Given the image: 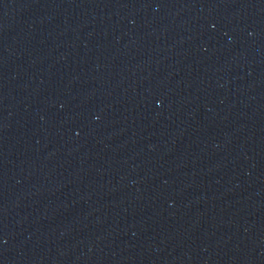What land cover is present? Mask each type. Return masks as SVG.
<instances>
[{
    "label": "water",
    "instance_id": "water-1",
    "mask_svg": "<svg viewBox=\"0 0 264 264\" xmlns=\"http://www.w3.org/2000/svg\"><path fill=\"white\" fill-rule=\"evenodd\" d=\"M264 154V0H0V264H154Z\"/></svg>",
    "mask_w": 264,
    "mask_h": 264
}]
</instances>
